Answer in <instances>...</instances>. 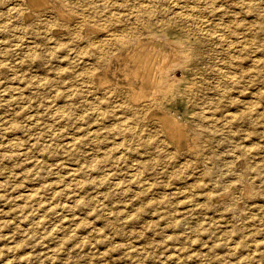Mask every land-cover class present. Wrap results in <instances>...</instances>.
<instances>
[{"label":"rangeland","instance_id":"rangeland-1","mask_svg":"<svg viewBox=\"0 0 264 264\" xmlns=\"http://www.w3.org/2000/svg\"><path fill=\"white\" fill-rule=\"evenodd\" d=\"M137 1L50 0L33 7L30 0H0V264H264V0ZM151 39L177 62L158 74L157 88L138 103L134 92L140 83L131 77L126 52ZM166 118L172 125H164ZM126 119L132 120L128 126ZM173 123L182 126V134L173 133Z\"/></svg>","mask_w":264,"mask_h":264},{"label":"bare ground","instance_id":"bare-ground-1","mask_svg":"<svg viewBox=\"0 0 264 264\" xmlns=\"http://www.w3.org/2000/svg\"><path fill=\"white\" fill-rule=\"evenodd\" d=\"M63 1V0H62ZM129 1H131V0H129ZM141 1V0H140ZM140 1H137V3L139 2L140 3ZM148 1H150V0H148ZM155 1V0H154ZM153 1V2H154ZM166 1V0H165ZM168 1V0H167ZM180 1H182V0H180ZM186 1V0H185ZM196 1V0H195ZM202 1H204V0H202ZM215 1V0H214ZM217 1V0H216ZM215 1V2H216ZM223 1H225V0H223ZM228 1V0H227ZM226 1V2H227ZM235 1V0H234ZM245 1V0H244ZM256 1V0H255ZM30 2L32 3V5H33V7L35 6V7H38V6H41V5H44V4H51V2H50V0H30ZM59 2V1H58ZM61 2V1H60ZM100 2V1H99ZM145 2H147V1H145ZM159 2V1H158ZM160 2H161V0H160ZM164 2V1H163ZM173 2V1H172ZM171 2V3H172ZM176 2H177V0H176ZM187 2V1H186ZM214 2V3H215ZM130 3V2H129ZM162 3V2H161ZM167 3V2H166ZM166 3H164V4H166ZM169 3V2H168ZM182 3V2H181ZM192 3H194V2H192ZM200 3V2H199ZM202 3V2H201ZM207 3V2H206ZM211 3V2H210ZM218 3H220V2H218ZM228 3V2H227ZM244 3H249V2H244ZM59 4V3H58ZM64 4V3H63ZM144 4H146V3H144ZM151 4V3H150ZM156 4V3H155ZM163 4V5H164ZM175 4V3H174ZM187 4V3H186ZM185 4V5H186ZM217 4V3H216ZM215 4V5H216ZM243 4V3H242ZM254 4V3H253ZM61 5V4H60ZM66 5V4H65ZM134 5V4H133ZM138 5V4H137ZM142 5V4H141ZM149 4H147V6H148ZM153 5V4H152ZM157 5V4H156ZM155 5V6H156ZM167 5V4H166ZM169 5V4H168ZM192 5V4H191ZM202 5H204V4H202ZM202 5H200L201 7H203ZM227 5V4H226ZM239 5H241V4H239ZM249 4H247V6H248ZM252 5V4H251ZM251 5H250V9H251ZM53 6V5H52ZM67 6V5H66ZM147 6H145V7H147ZM161 6V5H160ZM184 6V5H183ZM189 6V5H188ZM194 6V5H193ZM197 6V5H196ZM195 6V7H196ZM199 6V5H198ZM199 6V7H200ZM209 6V5H208ZM207 6V7H208ZM225 6V5H224ZM246 6V5H245ZM254 6V5H253ZM262 6H263V4H262ZM31 7V6H30ZM32 7V8H33ZM58 7H59V5H58ZM62 8L63 7H65L64 5L63 6H61ZM142 7H144V6H142ZM144 7V8H145ZM148 7H150V6H148ZM157 7H158V5H157ZM167 7V6H166ZM166 7H165V9H166ZM169 7H171V6H169ZM176 7V6H175ZM174 7V8H175ZM192 7V6H191ZM199 7H198V9H199ZM206 7V6H205ZM213 7V6H212ZM241 7H243V5L241 6ZM241 7H239L238 6V8H241ZM249 7V6H248ZM25 8H27V7H25ZM41 8V7H40ZM72 8V7H71ZM164 7H162V9H163ZM168 8V7H167ZM184 8H186V7H184ZM194 8V7H193ZM247 8V7H246ZM58 9V8H57ZM154 9H155V7H154ZM159 9H160V7H159ZM195 9H197V8H195ZM200 9H202V8H200ZM208 9V8H207ZM216 9H217V7H216ZM222 9V8H221ZM229 9H230V7H229ZM233 9V8H232ZM243 9H244V7H243ZM242 9V10H243ZM249 9V8H248ZM250 9L248 10V11H250ZM254 9H256V7L254 6V8L252 9V10H254ZM260 9V8H259ZM259 9H257V10H259ZM16 10V9H15ZM35 10V9H34ZM72 10H74V9H71V12H72ZM138 10V9H137ZM141 10V9H140ZM148 10V9H147ZM146 10V11H147ZM150 10H153V9H150ZM157 10H158V8H157ZM156 10V11H157ZM168 10H171L170 8L168 9ZM173 10V9H172ZM186 10V9H185ZM189 10V9H188ZM192 10V9H191ZM203 10V9H202ZM205 11H206V9H204ZM209 10V9H208ZM207 10V11H208ZM218 10V9H217ZM216 10V11H217ZM224 10V9H223ZM239 10H241V9H239ZM74 11H76V10H74ZM139 11V10H138ZM158 11H160V10H158ZM161 11H164V10H161ZM160 11V12H161ZM166 11V10H165ZM164 11V12H165ZM175 11H177V9L175 10ZM183 11V10H182ZM182 11H181V13H182ZM193 11V10H192ZM192 11H190V13L192 12ZM195 11V10H194ZM70 12V11H69ZM151 12V11H150ZM178 12V11H177ZM198 12V10L196 11V13ZM203 12V11H202ZM234 12V11H233ZM232 12V13H233ZM238 12V11H237ZM243 12V11H242ZM241 12V13H242ZM65 13V12H64ZM67 13V12H66ZM76 13V12H75ZM155 13V12H154ZM166 13H168V12H166ZM171 13V12H170ZM173 13H175V12H173ZM180 13V12H179ZM180 13V14H181ZM189 13V14H190ZM215 13V12H214ZM213 13V14H214ZM219 14H220V12H218ZM230 13V12H229ZM254 12H252V14H253ZM49 14V13H48ZM59 14L61 15V16H63V13L62 12H60L59 11ZM73 14V13H72ZM79 14V13H78ZM176 14V13H175ZM180 14H178V15H180ZM183 14V13H182ZM192 14H193V12H192ZM198 14V13H197ZM202 14V13H201ZM259 14V13H258ZM25 15V14H24ZM82 15V14H81ZM109 15V14H108ZM107 15V16H108ZM112 16L114 15V14H111ZM206 15H207V13H206ZM211 15V14H210ZM210 15H209V17H210ZM218 15V14H217ZM241 15V14H240ZM260 15V14H259ZM29 16V15H28ZM44 16H46V13H45V15ZM48 17H49V15H47ZM52 16V15H51ZM69 16H71V13H70V15ZM85 16V15H84ZM91 16V15H90ZM89 16V17H90ZM106 16V15H105ZM104 16V17H105ZM106 16V17H107ZM110 16V15H109ZM115 16V15H114ZM121 16V15H120ZM172 17L174 16V15H171ZM175 16H177V15H175ZM185 16H187V15H185ZM184 16V17H185ZM190 16V15H189ZM198 16V15H197ZM215 16H216V14H215ZM228 16V15H227ZM235 16V15H234ZM244 16H246L245 14H244ZM250 16H251V14H250ZM249 16V17H250ZM41 17V16H40ZM55 17V16H54ZM74 17H76V16H74L73 15V18ZM86 17V16H85ZM179 17H181V16H178V18ZM211 17H213V19L215 18L214 16H211ZM217 17H219V16H217ZM238 17V16H237ZM236 17V18H237ZM27 18V17H26ZM47 18V17H46ZM51 18V17H50ZM70 17H68V19H69ZM78 18H80V17H78ZM82 18V17H81ZM80 18V19H81ZM88 18V17H87ZM113 18V17H112ZM177 18V17H176ZM187 18L189 19V17L187 16ZM195 18V17H194ZM200 18V17H199ZM241 18V17H240ZM248 18V17H247ZM250 18H252V17H250ZM249 18V19H250ZM260 18H262V17H260ZM29 19V18H28ZM48 19V18H47ZM54 19V18H53ZM72 19V18H71ZM84 19V18H83ZM105 19V18H104ZM114 19V18H113ZM113 19H112V21H113ZM118 19V18H117ZM192 19V18H191ZM190 19V20H191ZM197 19V18H196ZM204 19V18H203ZM211 19V18H210ZM219 19V18H218ZM233 19V18H232ZM242 19V18H241ZM246 19V18H245ZM21 20V19H20ZM41 20H42V18H41ZM77 20V19H76ZM82 20V19H81ZM107 19H105V21H106ZM115 20H116V16H115ZM178 20V19H177ZM180 21H183V19L181 20V19H179ZM185 20V19H184ZM199 20V19H198ZM216 20V19H215ZM214 20V21H215ZM248 20V19H247ZM262 20V19H261ZM35 21V20H34ZM44 20H42L41 22H43ZM46 21V20H45ZM44 21V22H45ZM80 21V20H79ZM89 21V20H88ZM110 21H111V19H110ZM186 21V20H185ZM194 21V20H193ZM193 21L191 22V23H193ZM201 21H203V20H201ZM200 21V22H201ZM209 21V20H208ZM252 21H253V19H252ZM28 22V21H27ZM30 22V21H29ZM36 22V21H35ZM34 22V23H35ZM38 22V21H37ZM69 22V21H68ZM77 22V21H76ZM96 22H97V20H96ZM204 22V21H203ZM207 22V21H206ZM222 22H224L223 20H222ZM23 23V22H22ZM47 23V22H46ZM64 24H65V22H63ZM86 23V22H85ZM185 23V22H184ZM197 23V22H196ZM202 23V22H201ZM212 23H213V21H212ZM231 23V22H230ZM41 24V23H40ZM58 24H59V22H58ZM75 24H77L78 25V23H75ZM74 24V25H75ZM105 24V23H104ZM199 24V23H198ZM254 24V23H253ZM25 25V24H24ZM28 25H29V23H28ZM27 25V26H28ZM35 25H37V24H35ZM38 25H39V23H38ZM42 25H44V24H42ZM46 25V24H45ZM48 25V24H47ZM50 25V24H49ZM60 25H61V23H60ZM66 25V24H65ZM68 25V24H67ZM66 25V26H67ZM101 25V24H100ZM185 25H187V24H185ZM204 25V24H203ZM210 25V24H209ZM216 25V24H215ZM252 25V24H251ZM257 25H259V24H257ZM27 26H26V28H27ZM31 26V25H30ZM106 25H104V27H105ZM189 26V28H190V25H188ZM193 26V25H192ZM192 26H191V28H192ZM194 26H196V25H194ZM213 26H214V23H213ZM217 26V25H216ZM221 26V25H220ZM238 26V25H237ZM255 26H256V22H255ZM43 28H44V26H42ZM48 27V26H47ZM46 27V28H47ZM53 27V26H52ZM62 27V26H61ZM74 27H77V26H74ZM100 28H98V29H100V30H102V27L101 26H99ZM107 27V26H106ZM202 27V26H201ZM204 27H206V25L204 26ZM209 27V26H208ZM207 27V28H208ZM258 27V26H257ZM49 28H51V27H49ZM66 28V27H65ZM64 28V29H65ZM69 28H71V27H69ZM79 28V27H78ZM77 28V29H78ZM92 28V27H91ZM94 28H97V27H94ZM197 28V27H196ZM198 28H199V26H198ZM198 28H197V30L196 31H198ZM215 28V27H214ZM221 28V27H220ZM220 28H217L216 27V29H218V31H219V29ZM223 28V27H222ZM242 28H244V27H242ZM248 28V27H247ZM253 28V27H252ZM84 29H86L85 27H84ZM93 29V28H92ZM91 29V30H92ZM106 29V28H105ZM107 29L109 30L110 28H108L107 27ZM211 29V28H210ZM246 29V28H245ZM66 30V29H65ZM71 30V29H70ZM73 30V29H72ZM75 30V29H74ZM97 30V29H96ZM103 30H104V28H103ZM201 29H199V31H200ZM205 29L203 28V31H204ZM207 30V29H206ZM226 30V29H225ZM225 30H223V31H225ZM230 30V29H229ZM241 30V27H240V29H239V31ZM249 30V29H248ZM254 30V29H253ZM55 31V30H54ZM58 31V30H57ZM66 31H69V30H66ZM80 31V30H79ZM78 30L76 31V32H79ZM107 31V30H106ZM111 31V30H110ZM193 31V30H192ZM208 31V30H207ZM214 31V30H213ZM227 31V30H226ZM231 31H232V29H231ZM228 32V33H232V32ZM247 31V30H246ZM73 32V31H72ZM75 32V33H76ZM90 32V31H89ZM99 32V31H98ZM105 32V31H104ZM108 32V31H107ZM112 32H114V31H112ZM194 32V31H193ZM220 32V31H219ZM74 33V32H73ZM93 33V32H92ZM96 33H97V31H96ZM196 33V32H195ZM204 34L206 33L207 34V32H203ZM208 33H209V31H208ZM224 33V32H223ZM248 33H250V32H247V34ZM252 33V32H251ZM68 34H69V37H70V32H68ZM82 34V33H81ZM85 34V33H84ZM101 34V33H100ZM107 34H109L110 35V33H107ZM117 34V33H116ZM210 34H211V32H210ZM215 34H216V32H215ZM219 34V33H218ZM217 34V35H218ZM235 34V33H234ZM236 34H237V31H236ZM46 35V34H45ZM48 35V34H47ZM67 35V34H66ZM193 35H194V33H193ZM200 35V34H199ZM209 35V34H208ZM216 35V36H217ZM221 35V34H220ZM245 35V37H246V34H244ZM243 35V36H244ZM251 35V34H250ZM49 36V35H48ZM75 36V35H74ZM73 36V37H74ZM81 36V35H80ZM91 36V35H90ZM94 37H96V35H93ZM92 36V37H93ZM102 36H103V34H102ZM119 36V35H118ZM121 36H122V34H121ZM128 36V35H127ZM188 36V35H187ZM201 36V35H200ZM210 36V35H209ZM212 36V35H211ZM219 36V35H218ZM223 36V35H222ZM227 36V34L224 36V37H226ZM238 36V35H237ZM237 36H235V37H237ZM54 37V36H53ZM52 37V38H53ZM65 37V36H64ZM76 37V36H75ZM89 37V36H88ZM87 37V38H88ZM91 37V38H92ZM94 37H93V39H94ZM98 37V36H97ZM112 37V36H111ZM120 37V36H119ZM251 37V36H250ZM47 38H51L50 36L49 37H47ZM54 38H59V37H54ZM53 38V39H54ZM68 38V37H67ZM82 38H83V36H82ZM81 38V39H82ZM90 38V37H89ZM88 38V39H89ZM107 38V37H106ZM188 38V37H187ZM203 38H204V35H203ZM203 38H202V41H203ZM206 38V37H205ZM214 38V37H213ZM212 38V39H213ZM216 38V37H215ZM239 38V37H238ZM242 38V37H241ZM252 38V37H251ZM87 39V40H88ZM93 39H92V41H93ZM97 39V38H96ZM103 39V38H102ZM117 39V38H116ZM125 39H127V38H125ZM132 39V38H131ZM226 39H228L227 37H226ZM243 39V38H242ZM242 39H239L240 41L242 40ZM247 39H249V36H248V38H246V41H247ZM255 39V38H254ZM51 40V39H50ZM83 40V39H82ZM111 40V42H112V39H110ZM213 40H215V39H213ZM217 40V39H216ZM215 40V41H216ZM218 40H219V38H218ZM222 40H224V39H222ZM230 40V39H229ZM54 41H56V40H54ZM70 41V40H69ZM89 41H91L90 39H89ZM88 41V42H89ZM107 41H109V40H107ZM106 41V42H107ZM129 41H130V39H129ZM135 41V40H134ZM210 41H211V39H210ZM233 41V40H232ZM232 41H230L231 43H233ZM81 42V41H80ZM96 42H97V40H96ZM99 42H100V40H99ZM103 42V41H102ZM130 42H132V41H130ZM130 42H128V43H130ZM137 42V41H136ZM204 42V41H203ZM214 42V41H213ZM223 42V41H222ZM225 42V41H224ZM54 43V42H53ZM57 43L59 44L60 42H58V40H57ZM67 43V42H66ZM86 43H87V41H86ZM93 43H95V42H93ZM98 43V42H97ZM126 43H127V40H126ZM212 43V42H211ZM238 43V42H237ZM244 43H247V42H244ZM91 44V43H90ZM107 44H108V42H107ZM114 44H115V42H114ZM114 44H113V46H114ZM214 44H215V42H214ZM222 44V43H221ZM226 44V43H225ZM86 45V44H85ZM92 45V44H91ZM98 45H100L99 43H98ZM97 45V46H98ZM104 45V44H103ZM122 45V44H121ZM218 45H220V44H218ZM227 45H229V42H228V44ZM226 45V46H227ZM235 46L237 45V44H234ZM233 45V46H234ZM238 45H240L239 43H238ZM245 45H247V44H245ZM249 45V44H248ZM255 45V44H254ZM34 46V45H33ZM32 46V47H33ZM54 46H55V44H54ZM68 46V45H67ZM69 46H70V44H69ZM68 46V47H69ZM93 46V48H90V49H94L95 47H94V45H92ZM110 46V45H109ZM112 46V45H111ZM110 46V47H111ZM131 46V45H130ZM191 46V45H190ZM220 46H222V45H220ZM244 45H240V47H243ZM253 46V45H252ZM256 46V45H255ZM30 47V46H29ZM56 47V46H55ZM89 47H91V46H89ZM88 47V48H89ZM101 47V46H100ZM126 47V46H125ZM124 47V48H125ZM195 47V46H194ZM215 47V46H214ZM240 47H238L239 49H240ZM249 47V46H248ZM254 47V46H253ZM28 48V47H27ZM31 48V47H30ZM34 48V47H33ZM36 48V47H35ZM70 48H71V46H70ZM87 48V47H86ZM104 48V47H103ZM106 48V47H105ZM115 48V47H114ZM121 48H122V46H121ZM124 48H122V49H124ZM188 48H190V47H188ZM222 48V47H221ZM229 48H231V46L229 47ZM246 48V47H245ZM244 48V49H245ZM67 49V48H66ZM89 49V50H90ZM98 48H96L95 50H97ZM109 49V48H108ZM224 49V48H223ZM226 49V48H225ZM227 49H228V47H227ZM242 49V48H241ZM26 50V49H25ZM31 50V49H30ZM88 50V51H89ZM95 50H93V51H95ZM105 51H106V49H104ZM120 50V49H119ZM193 50V49H192ZM222 50V49H221ZM230 50H232V48L230 49ZM233 50H234V48H233ZM251 50V49H250ZM101 51V50H100ZM109 51V50H108ZM111 51V50H110ZM117 51H118V48H117ZM117 51H115V52H117ZM187 51H189V50H187ZM191 51V50H190ZM194 51V50H193ZM192 51V52H193ZM225 51V50H224ZM246 51H249V49H247V50H245L244 52H246ZM263 51V50H262ZM76 52H77V50H76ZM91 52V51H90ZM104 52V51H103ZM114 52V51H113ZM113 52L112 53H110V54H113ZM121 52V51H120ZM191 52V53H192ZM259 51H257V53H258ZM95 53V52H94ZM93 53V54H94ZM99 53V52H98ZM195 53V52H194ZM229 53V52H228ZM248 53V52H247ZM260 53V52H259ZM92 54V53H91ZM102 53H99V55H101ZM104 54H106V52L104 53ZM104 54H102V55H104ZM108 54H109V52H108ZM116 54V53H115ZM114 54V55H115ZM260 54H262V53H260ZM76 55V54H75ZM74 55V56H75ZM97 55V54H96ZM99 55H97V58H98V56ZM202 55V54H201ZM224 55V54H223ZM228 55V54H227ZM231 55V54H230ZM257 55V54H256ZM73 56V57H74ZM77 56V55H76ZM79 56V55H78ZM77 56V57H78ZM91 56V55H90ZM203 56V55H202ZM264 56V55H263ZM101 57V59H102V57H104V56H100ZM223 57H226V56H223ZM72 58V57H71ZM95 58H96V56H95ZM95 58H94V61H95ZM105 58H106V55H105ZM230 58L232 59L233 58V56L231 57L230 56ZM239 58H241V57H239ZM239 58L237 59V61L239 60ZM73 59H75V57L73 58ZM109 59V58H108ZM120 59V58H119ZM174 59H175V57H174V55H172V54H170V53H168L164 48H163V46L159 43V42H157V41H155V40H147V41H144V40H140V41H138L137 43H136V45H134L133 46V48L132 49H130V50H128L127 52H126V61H128L127 63H128V67H129V72H130V74L132 75L131 77H133L135 80H138L139 81V90H137V91H135L134 92V100L135 101H139V100H141V99H143V98H145V97H147L148 96V94L149 93H151V92H153L157 87H156V85L160 82V80H158V79H160L159 77H158V74L161 72V73H165V72H168L170 69H172V67L174 66V62H177V61H174ZM227 59V58H226ZM234 59V58H233ZM100 60V59H99ZM107 60V58L105 59V61ZM110 60V59H109ZM122 60V59H121ZM224 60V59H223ZM228 60V59H227ZM226 60V61H227ZM258 60V59H257ZM77 61V60H76ZM92 61V60H91ZM101 61H103V59L101 60ZM108 61V60H107ZM106 61V62H107ZM123 61V60H122ZM222 61V60H221ZM230 61V60H229ZM229 61H228V63H229ZM96 62V61H95ZM99 63H100V61H98ZM118 62V61H117ZM189 62V61H188ZM247 62H248V60H247ZM256 62V61H255ZM74 63H75V61H74ZM76 63H78V62H76ZM91 63H93V62H90V64ZM103 63V62H102ZM110 63V62H109ZM217 63V62H216ZM250 63V62H249ZM254 63V62H253ZM253 63H251V64H253ZM84 64V63H83ZM94 64V63H93ZM96 64V63H95ZM98 64V63H97ZM104 64V63H103ZM102 64V67H104L105 65H103ZM106 64V63H105ZM177 64V63H176ZM221 64V63H220ZM232 64H233V62H232ZM244 64V63H243ZM246 64V63H245ZM250 64V65H251ZM257 64V63H256ZM78 65V64H77ZM86 65V64H85ZM99 65H101V64H99ZM99 65H97L96 67H98ZM226 65V64H225ZM228 65V64H227ZM230 65V64H229ZM228 65V66H229ZM88 66V65H87ZM91 66V65H90ZM222 66V65H221ZM252 66V65H251ZM83 67H85V66H83ZM92 67H94V66H92ZM220 67V66H219ZM230 67V66H229ZM249 67V66H248ZM99 68H101V67H99ZM223 68V67H222ZM243 68V67H242ZM250 68V67H249ZM253 68V67H252ZM79 69H80V67H79ZM90 69V68H89ZM102 69V68H101ZM115 69V68H114ZM123 69V68H122ZM238 69V68H237ZM82 70V69H81ZM96 70H97V68H96ZM95 70V71H96ZM227 70V69H226ZM228 70H230V69H228ZM232 70V69H231ZM239 70V69H238ZM124 71V70H123ZM173 71H174V69H173ZM248 71H250V70H248ZM90 72V71H89ZM92 72V71H91ZM175 72V71H174ZM220 72V71H219ZM218 72V73H219ZM224 72L226 73V71L224 70ZM227 72H229L230 73V71H227ZM234 72H236V71H234ZM73 73V75L74 74H76V73H74V72H72ZM72 73L70 74V75H72ZM208 73V72H207ZM210 73V72H209ZM77 74H79L78 72H77ZM87 73L85 72V74H82V75H86ZM93 74V73H92ZM96 74V73H95ZM94 74V75H95ZM120 74V73H119ZM124 74V73H123ZM130 74H128L129 76H130ZM91 75V74H90ZM89 75V76H90ZM174 75V74H173ZM214 75V74H213ZM220 75V74H219ZM222 75V74H221ZM223 75H224V73H223ZM251 75V74H250ZM92 76V75H91ZM125 76L127 77V74H125ZM178 76V75H177ZM203 76V75H202ZM204 76H206V75H204ZM216 76V75H215ZM226 76V75H225ZM68 76H66V78H67ZM73 77V76H72ZM76 77V79L78 80V76H75ZM104 77V76H103ZM175 77V76H174ZM199 77V76H198ZM209 77V76H208ZM213 77V76H212ZM222 77V76H221ZM230 77H231V75H230ZM235 77V76H234ZM251 77V76H250ZM63 78V77H62ZM69 78H70V76H69ZM69 78H67L66 80H69ZM95 78V77H94ZM176 78V77H175ZM222 78H224V77H222ZM229 78V77H228ZM74 79V78H73ZM76 79H75V81H76ZM88 79V78H87ZM96 79V78H95ZM208 79V78H207ZM206 79V80H207ZM214 79H215V77H214ZM62 80V79H61ZM63 80H65V79H63ZM62 80V81H63ZM82 80V79H81ZM89 80V79H88ZM88 80H87V82H88ZM90 80H92V79H90ZM126 80V79H125ZM175 81H177L176 79H174ZM195 80V79H194ZM225 80V79H224ZM72 81V80H71ZM83 81V80H82ZM98 81V80H97ZM162 81V80H161ZM170 81V80H169ZM172 81V80H171ZM209 81V80H208ZM70 82V81H69ZM76 82H78L79 83V81H76ZM75 82V83H76ZM220 82H221V80H220ZM68 83V82H67ZM77 83V84H78ZM81 83V82H80ZM93 83H96V81L95 82H93ZM125 83H126V81H125ZM128 83H129V81H128ZM169 83V82H168ZM172 83V82H171ZM229 83V82H228ZM237 83H238V81H237ZM236 83V84H237ZM242 83V82H241ZM246 83V82H245ZM249 83V82H248ZM108 84V83H107ZM127 84V83H126ZM231 84V83H230ZM67 85V84H66ZM90 85V84H89ZM95 85V84H94ZM101 85V84H100ZM168 85V84H167ZM193 85V84H192ZM220 85V84H219ZM72 86V85H71ZM98 86H99V84H98ZM105 86V85H104ZM122 86V85H121ZM126 86V85H125ZM188 86V85H187ZM191 86V85H190ZM194 86V85H193ZM234 86H236V85H233L232 86V88L234 87ZM240 86V85H239ZM243 86V85H242ZM252 86V85H251ZM250 86V87H251ZM170 87V86H169ZM227 87V86H226ZM254 87V86H253ZM18 88V87H17ZM68 88V87H67ZM71 88V87H70ZM88 88V87H87ZM101 88V87H100ZM173 88V87H172ZM206 88V87H205ZM235 88H237V87H235ZM234 88V89H235ZM11 89V88H10ZM19 89V88H18ZM21 89V88H20ZM66 89V88H65ZM83 89V88H82ZM97 89V88H96ZM109 89V88H108ZM121 89V88H120ZM127 89V88H126ZM132 89H134V88H132ZM203 88H201L200 90H202ZM217 89V88H216ZM222 89V88H221ZM250 89V88H249ZM258 89V88H257ZM207 90V89H206ZM218 90V89H217ZM4 91V90H3ZM17 91V90H16ZM64 91V90H63ZM66 91V90H65ZM70 91V90H69ZM71 91H72V89H71ZM103 91V90H102ZM118 91V90H117ZM117 91H116V93H117ZM124 91H126V90H124ZM131 91V90H130ZM192 91V90H191ZM211 91V90H210ZM223 91V90H222ZM221 91V92H222ZM253 91V90H252ZM19 92H22V91H19ZM92 92V91H91ZM91 92H89V93H91ZM107 92H108V90H107ZM115 92V91H114ZM119 92V91H118ZM193 92V91H192ZM218 92V91H217ZM256 92V91H255ZM14 93V92H13ZM72 93V92H71ZM86 93V92H85ZM89 93H87V94H89ZM104 93H106V92H104ZM116 93H115V95H116ZM127 93V92H126ZM200 93V92H199ZM202 93V92H201ZM225 93V92H224ZM6 94V93H5ZM9 94V93H8ZM66 94H67V92H66ZM92 94V93H91ZM121 94V93H120ZM129 94V93H128ZM164 94V93H163ZM217 94V93H216ZM230 94V93H229ZM228 94V95H229ZM236 94V93H235ZM240 94V93H239ZM248 94V93H247ZM257 94V93H256ZM20 95V94H19ZM85 95V94H84ZM95 95V94H94ZM101 95V94H100ZM104 95V94H103ZM103 95H101V96H103ZM123 95V94H122ZM172 95V94H171ZM196 95V94H195ZM198 95V94H197ZM207 95H208V93H207ZM258 95V94H257ZM17 96V95H16ZM65 96V95H64ZM83 96V95H82ZM121 96V95H120ZM125 96V95H124ZM124 96H122V97H124ZM170 96V95H169ZM215 96V95H214ZM216 96H218V95H216ZM226 96V95H225ZM229 96H231V95H229ZM235 96V95H234ZM233 96V97H234ZM253 96V95H252ZM12 97H13V95H12ZM93 97V96H92ZM92 97H89V99L90 98H92ZM107 97V96H106ZM116 97H117V95H116ZM116 97H114L113 95H112V98H116ZM175 97V96H174ZM188 97V96H187ZM205 97V96H204ZM213 97V96H212ZM212 97H210V98H212ZM56 98V97H55ZM58 98V97H57ZM56 98V100L58 101V99ZM69 98V97H68ZM87 98V97H86ZM95 98V97H94ZM99 98V97H98ZM111 98V97H110ZM200 98V97H199ZM209 98V99H210ZM235 98V97H234ZM71 99V98H70ZM80 99H82V98H80ZM105 99H107V98H105ZM120 99H122V98H120ZM120 99H118V100H120ZM126 99V98H125ZM202 99V98H201ZM226 99V98H225ZM244 99H246V98H244ZM251 99V98H250ZM253 100H254V98H252ZM75 100V99H74ZM73 100V101H74ZM84 100H86V99H84ZM88 100V99H87ZM97 100H99V99H97ZM108 100V99H107ZM112 100V99H111ZM116 100V99H115ZM208 100V99H207ZM206 100V101H207ZM211 100V99H210ZM216 100V99H215ZM227 100V99H226ZM233 100V99H232ZM249 100V99H248ZM65 101V100H64ZM69 101V100H68ZM76 101V100H75ZM74 101V102H75ZM91 101V100H90ZM122 101V100H121ZM125 101V100H124ZM158 101V100H157ZM160 101H161V98H160ZM198 101H200V100H198ZM257 100H255V102H256ZM49 102V101H48ZM52 102V101H51ZM56 102V101H55ZM113 102V101H112ZM116 102V101H115ZM120 102V101H119ZM128 102V101H127ZM202 102V101H201ZM213 102H214V100H213ZM230 102V101H229ZM228 102V103H229ZM233 102V101H232ZM253 101H251V103H252ZM53 103V102H52ZM51 103V104H52ZM58 103V102H57ZM69 103V102H68ZM81 103V102H80ZM88 103V102H87ZM87 103H86V105H87ZM91 104H96V103H93L92 101L90 102ZM89 103V104H90ZM98 103H100V102H98ZM110 103H111V101H110ZM110 103H109V105H110ZM125 103V102H124ZM139 103V102H138ZM162 103H163V101H162ZM165 103V102H164ZM246 103V102H245ZM254 103V102H253ZM252 103V104H253ZM258 103V102H257ZM256 103V104H257ZM55 104V103H54ZM90 104V105H91ZM103 104V103H102ZM111 104H113V103H111ZM122 104H123V102H122ZM155 104V103H154ZM167 104V103H166ZM199 104V103H198ZM202 104V103H201ZM210 104V103H209ZM214 104V103H213ZM226 104V103H225ZM255 104V105H256ZM80 105V104H79ZM82 105V104H81ZM104 105H106V104H104ZM108 105V104H107ZM200 105V104H199ZM52 106H53V104H52ZM83 106V105H82ZM92 106V105H91ZM97 106V105H96ZM111 106V105H110ZM113 106V105H112ZM118 106V105H117ZM145 106V105H144ZM157 106H158V104H157ZM162 106V105H161ZM212 106V105H211ZM216 106V105H215ZM248 106V105H247ZM251 106V105H250ZM253 106V105H252ZM251 106V107H252ZM59 107H60V105H59ZM104 107V106H103ZM116 107V106H115ZM120 107V106H119ZM138 107V106H137ZM153 107V106H152ZM260 107V106H259ZM91 108V107H90ZM97 108H98V106H97ZM154 108V107H153ZM205 108V107H204ZM209 109H210V107H208ZM211 108H213V107H211ZM225 108H227V107H225ZM234 108V107H233ZM263 108V107H262ZM261 108V109H262ZM107 109V108H106ZM110 109H111V107H110ZM113 109H114V107H113ZM116 109V108H115ZM125 109H126V107H125ZM129 109V108H128ZM141 109V108H140ZM143 109H145V108H143ZM255 109V108H254ZM60 110V109H59ZM98 110V109H97ZM121 110V109H120ZM120 110H117V111H119L120 112ZM131 110H132V108H131ZM202 110V109H201ZM237 110V109H236ZM238 110H239V108H238ZM86 111V110H85ZM88 111V110H87ZM100 111V110H99ZM112 111V110H111ZM127 111V110H126ZM150 111V110H149ZM158 111V110H157ZM226 111V110H225ZM246 111H248V110H246ZM262 111V110H261ZM106 112V111H105ZM113 112V111H112ZM125 112V111H124ZM142 112V111H141ZM146 112V111H145ZM202 112V111H201ZM210 112V111H209ZM233 112V111H232ZM116 113V112H115ZM114 113V114H115ZM123 113V112H122ZM131 113L133 114L134 112H133V110L131 111ZM147 113V112H146ZM203 113V112H202ZM214 113V112H213ZM220 113H221V111H220ZM237 113V112H236ZM239 113V112H238ZM258 113V112H257ZM62 114V113H61ZM60 114V115H61ZM91 114V113H90ZM110 114V113H109ZM119 114V113H118ZM130 114V113H129ZM195 114H196V112H195ZM211 114V113H210ZM225 114V113H224ZM224 114H223V116H224ZM228 114H230V113H228ZM234 114V113H233ZM254 114H255V111H254ZM253 114V115H254ZM35 115V114H34ZM59 115V116H60ZM102 115H104V114H102ZM108 115V114H107ZM117 115V114H116ZM121 115H124V114H121ZM120 115V116H121ZM127 115V114H126ZM205 115V114H204ZM207 115V114H206ZM205 115V117L207 118V116ZM214 115V114H213ZM247 115V114H246ZM62 116V115H61ZM66 116H67V114H66ZM96 116V115H95ZM111 116V115H110ZM118 116V115H117ZM120 116L119 117H116V118H119L120 119ZM127 116H129V115H127ZM157 116V115H156ZM155 116V117H156ZM211 116V115H210ZM242 116H244V115H242ZM248 116V115H247ZM256 116V115H255ZM130 118H131V116H129ZM201 117H203V116H201ZM213 117V116H212ZM217 117V116H216ZM60 118V117H59ZM114 118H115V115H114ZM133 118V117H132ZM131 118V119H132ZM137 118H140V117H138V115L136 116V120H137ZM232 118V117H231ZM64 119V118H63ZM110 119V118H109ZM121 119H122V117H121ZM125 119V118H124ZM157 119V118H156ZM167 119V118H166ZM212 119H214V118H212ZM225 119H226V117H225ZM230 119V118H229ZM33 120H35V119H33ZM106 120V119H105ZM130 120V119H129ZM209 120V119H208ZM36 121V120H35ZM107 121V120H106ZM115 121H116V119H115ZM121 121V120H120ZM132 120H130V121H128L127 122V119H126V122L128 123L127 124V126L129 125V123L131 122ZM159 121H160V119H159ZM216 121V120H215ZM13 122V121H12ZM98 122V121H97ZM100 122V121H99ZM110 122V121H109ZM112 122V121H111ZM117 122V121H116ZM125 122V123H126ZM162 122H164V125H165V122H174V121H172V120H163ZM209 122H211V121H209ZM227 122V121H226ZM33 123V122H32ZM35 123V122H34ZM118 124L120 123V122H117ZM122 123H123V121H122ZM134 123V122H133ZM137 123L139 124V122H138V120H137ZM181 123V122H180ZM215 122L213 121V124H214ZM250 123V122H249ZM8 124V123H7ZM12 124V123H11ZM144 124H145V122H144ZM152 124V123H151ZM175 124V127H174V129H173V133H176V132H174V130H176L177 131V133L178 134H182L183 133V128H182V126L180 125V124H177V123H173V125ZM233 124H234V122H233ZM248 124V123H247ZM256 124V123H255ZM136 125V124H135ZM140 125V124H139ZM163 125V126H164ZM170 125H172V123L170 124ZM183 125V124H182ZM209 125V124H208ZM34 126V125H33ZM121 127H122V125H120ZM126 126V127H127ZM140 126H142V125H140ZM146 126V125H145ZM151 126V125H150ZM206 126V125H205ZM215 126V125H214ZM220 126V125H219ZM228 126V125H227ZM136 127H138V126H136ZM149 127V126H148ZM184 127H185V125H184ZM230 127V126H229ZM123 128V127H122ZM140 128V127H139ZM146 128H147V126H146ZM146 128H144V129H146ZM150 128V127H149ZM155 128V127H154ZM164 128V127H163ZM216 128V127H215ZM219 128V127H218ZM234 128V127H233ZM125 129V128H124ZM128 129V128H127ZM132 129V128H131ZM138 129V128H137ZM142 129V128H141ZM151 129V128H150ZM155 129H157V128H155ZM154 129V130H155ZM159 129V128H158ZM168 129V128H167ZM214 129V128H213ZM231 129V128H230ZM129 130V129H128ZM168 130H170V129H168ZM217 130V129H216ZM220 130V129H219ZM130 131V130H129ZM144 131V130H143ZM155 131H157L158 132V130H155ZM206 131V130H205ZM218 131V130H217ZM91 132H93L92 130H91ZM127 132V131H126ZM136 132V131H135ZM138 132V131H137ZM147 132V129H146V131H145V133ZM149 132V131H148ZM147 132V133H148ZM211 132V131H210ZM94 133V132H93ZM128 134H129V132H127ZM152 133H154V132H152ZM95 134V133H94ZM93 134V135H94ZM138 134V133H137ZM142 134H144V133H142ZM142 134H141V136H142ZM213 134V133H212ZM136 135V134H135ZM147 135V134H146ZM149 135V134H148ZM154 135H156V134H154ZM158 135V134H157ZM152 135H150V137H151ZM175 136H177V135H175ZM220 136H222V135H220ZM130 137V136H129ZM132 137V136H131ZM130 137V138H131ZM193 137V136H192ZM195 137V136H194ZM193 137V138H194ZM197 137V136H196ZM204 137V136H203ZM202 137V138H203ZM134 138V137H133ZM146 138V137H145ZM187 138V137H186ZM190 138V137H189ZM224 138V137H223ZM129 139V138H128ZM127 139V140H128ZM135 139H137L136 137H135ZM158 139V138H157ZM164 139H166V138H164ZM76 141H77V139H75ZM126 140V139H125ZM126 140V141H127ZM69 142H72V141H70V140H68ZM144 141H145V139H144ZM148 141V140H147ZM160 141V140H159ZM178 141V140H177ZM195 141H196V138H195ZM199 141V140H198ZM131 142H134V141H131ZM138 142V141H137ZM156 142V141H155ZM154 142V143H155ZM167 142V141H166ZM128 143V142H127ZM130 143V142H129ZM160 143V142H159ZM159 143H157V144H159ZM168 143V142H167ZM188 143H189V141H188ZM201 143H204L203 142V140H202V142H200V144ZM239 143H240V141H239ZM245 143H247V142H245ZM73 144V143H72ZM132 144V143H131ZM131 144H128V145H131ZM157 144L156 145H154L155 146V149H156V146H157ZM162 144L163 143H161L160 145L162 146ZM165 144V143H164ZM181 144V143H180ZM179 143H178V145H180ZM205 144V143H204ZM127 145V146H128ZM152 145V144H151ZM159 145V146H160ZM169 145V144H168ZM207 145H209V144H207ZM69 146H70V144H69ZM75 146H77V145H75ZM138 146V145H137ZM165 146V145H164ZM194 146H195V144H194ZM211 146V145H210ZM245 146V145H244ZM66 147V146H65ZM153 147V146H152ZM151 147V148H152ZM199 147V146H198ZM67 148V147H66ZM160 148V147H159ZM166 148V147H165ZM197 148V147H196ZM204 148V147H203ZM202 148V149H203ZM168 149V148H167ZM172 149V148H171ZM194 149V148H193ZM201 149V148H200ZM211 149H212V147H211ZM245 149V148H244ZM250 149V148H249ZM122 150H123V148H122ZM121 150V151H122ZM165 150V149H164ZM169 150V149H168ZM231 150V149H230ZM155 151V150H154ZM158 151V150H157ZM159 151H161L160 149H159ZM158 151V152H159ZM170 151V150H169ZM173 151V150H172ZM198 151H199V149H198ZM247 151H249L248 149H247ZM129 152H130V150H129ZM162 152V151H161ZM174 152L176 153V149L174 150ZM226 152V151H225ZM128 153V152H127ZM175 153L172 155V156H174L175 155ZM186 153V152H185ZM197 153V152H196ZM202 153V152H201ZM123 154V153H122ZM121 154V155H122ZM169 154V153H168ZM210 153L208 152V154H206L207 156L209 155ZM124 155V154H123ZM122 155V156H123ZM126 155V154H125ZM185 155V154H184ZM189 155V154H188ZM192 155V154H191ZM205 155V156H206ZM229 155H230V153H229ZM233 155V154H232ZM232 155H231V157H232ZM165 156H166V153H165ZM168 156V155H167ZM200 156V155H199ZM203 156V155H202ZM204 156V157H205ZM206 156V157H207ZM214 156V155H213ZM233 156H235L236 157V155H233ZM121 156L119 155V158H120ZM126 157V156H125ZM169 157V156H168ZM167 157V158H168ZM175 157V156H174ZM194 157V156H193ZM238 158H239V156H237ZM236 157V158H237ZM241 157V156H240ZM127 158V157H126ZM192 158V157H191ZM228 158H229V156H228ZM132 159V158H131ZM136 159V158H135ZM169 159V158H168ZM183 159H185V158H183ZM182 159V160H183ZM186 159H188V158H186ZM227 159V158H226ZM235 159V158H234ZM119 161H121L120 159H118ZM130 160V159H129ZM169 160H172V159H169ZM181 160V161H182ZM201 160V159H200ZM208 160V159H207ZM176 161V160H175ZM178 162H179V160H177ZM180 161V162H181ZM188 161V160H187ZM187 161H185V162H187ZM193 161V160H192ZM196 161V160H195ZM198 161V160H197ZM203 161H205V160H203ZM240 161V160H239ZM60 162V161H59ZM131 162V161H130ZM170 162V161H169ZM174 162V161H173ZM189 162V161H188ZM226 162V161H225ZM125 163H126V161H125ZM136 163V162H135ZM134 163V164H135ZM177 163V162H176ZM184 163V162H183ZM205 163V162H204ZM234 163V162H233ZM63 164V163H62ZM116 164H118V163H116ZM120 164H121V162H120ZM120 164H119V166H120ZM138 164H139V162H138ZM178 164V163H177ZM192 164H194V162H192ZM201 164H203V163H201ZM238 164V163H237ZM79 165V164H78ZM130 165V164H129ZM174 165V164H173ZM184 165V164H183ZM182 165V166H183ZM186 165H187V163H186ZM200 165V164H199ZM209 165V164H208ZM234 165V164H233ZM62 166V165H61ZM75 166V165H74ZM80 166V165H79ZM116 166V165H115ZM125 167H126V165H124ZM123 166V168H125ZM136 166V165H135ZM185 166V165H184ZM118 167V166H117ZM129 167V166H128ZM130 167H134V166H131L130 165ZM129 167V168H130ZM208 167V166H207ZM119 168V167H118ZM128 168V169H129ZM165 168V167H164ZM194 168V167H193ZM53 169H54V167H53ZM59 169V168H58ZM61 169H63V168H61ZM74 169H76L75 167H74ZM79 169V168H78ZM82 169V168H81ZM81 169H80V171L79 172H81ZM125 169H127V168H125ZM127 169V170H128ZM171 169V168H170ZM179 169V168H178ZM198 169V168H197ZM203 169V168H202ZM240 169V168H239ZM77 170V169H76ZM130 170H131V168H130ZM137 170V169H136ZM141 170V169H140ZM177 170V169H176ZM194 170V169H193ZM207 170H208V168H207ZM57 171V170H56ZM71 171V170H70ZM117 171V170H116ZM139 171V170H138ZM161 171V170H160ZM171 171V170H170ZM175 171V170H174ZM180 171V170H179ZM179 171H177L178 173H179ZM77 172V171H76ZM168 172V171H167ZM173 172V171H172ZM202 172V171H201ZM71 173V172H70ZM130 173H131V171H130ZM137 173V172H136ZM178 173H176V174H178ZM72 174H73V172H72ZM77 174H79V173H77ZM77 174H76V176H77ZM129 174V173H128ZM139 174V173H138ZM143 174V173H142ZM141 174V175H142ZM161 174V173H160ZM159 174V175H160ZM175 174V175H176ZM180 174V173H179ZM74 175H75V172H74ZM73 175V176H74ZM130 175H134V174H130ZM144 175V174H143ZM142 175V176H143ZM147 175H149V174H147ZM195 175V174H194ZM197 175V174H196ZM203 175V174H202ZM138 176H140V175H138ZM137 176V177H138ZM146 176V175H145ZM158 176V175H157ZM156 176V177H157ZM162 176H163V173H162ZM200 176V175H199ZM80 177V176H79ZM126 177H127V173H126ZM129 177V176H128ZM134 177V176H133ZM153 177H154V175H153ZM198 177V176H197ZM201 177V176H200ZM74 178V177H73ZM130 178V177H129ZM132 178V177H131ZM148 178V177H147ZM152 178V177H151ZM150 177H149V179H151ZM159 178H161V177H159ZM158 178V179H159ZM175 178V177H174ZM181 179H183L182 177H180ZM202 178V177H201ZM75 179V178H74ZM73 179V180H74ZM136 179V178H135ZM144 178H142V180H143ZM164 179V178H163ZM178 179V178H177ZM68 180V179H67ZM73 180L71 179V181L73 182ZM76 180H77V178H76ZM131 180V179H130ZM153 180V179H152ZM151 180V181H152ZM155 180V179H154ZM219 180V179H218ZM66 181V180H65ZM134 181V180H133ZM136 181H139L138 179L136 180ZM147 181V180H146ZM150 181V182H151ZM232 181V180H231ZM230 181V182H231ZM71 182V183H72ZM143 183L145 182V181H142ZM220 182V181H219ZM65 183V182H64ZM68 183V182H67ZM67 183H65V186L67 185L68 186V184ZM80 183H82V182H80ZM119 183V182H118ZM122 183V182H121ZM155 183V182H154ZM185 183V182H184ZM187 183V182H186ZM78 184V183H77ZM151 184V183H150ZM169 184V183H168ZM167 184V185H168ZM181 184V183H180ZM227 184V183H226ZM235 184V183H234ZM74 185V184H73ZM72 185V186H73ZM128 185H130V184H128ZM147 185V184H146ZM219 185V184H218ZM241 185H244V184H241ZM166 186V185H165ZM164 186V187H165ZM170 186V185H169ZM183 186V185H182ZM191 186V185H190ZM233 186H235V185H233ZM63 187H64V184H63ZM69 187V186H68ZM71 187V186H70ZM187 187V189H188V185L186 186ZM236 187V186H235ZM252 187V186H251ZM123 188V187H122ZM150 188V187H149ZM184 188V187H183ZM190 188V187H189ZM219 187L217 186V189H218ZM222 188V187H221ZM227 188V186H225V189ZM241 188V187H240ZM246 188V187H245ZM70 191H71V188H68ZM75 189H76V187H75ZM163 189V188H162ZM172 189V188H171ZM181 189V188H180ZM186 189V190H187ZM207 189V188H206ZM209 189V188H208ZM214 189V188H213ZM220 189V188H219ZM225 189H223V190H225ZM237 189H238V187H237ZM252 189V188H251ZM66 190V189H65ZM64 190V191H65ZM154 189H152L151 188V191H153ZM161 190V189H160ZM184 190V189H183ZM32 191V190H31ZM69 191V192H70ZM149 191V190H148ZM212 191V190H211ZM215 191V190H214ZM233 191V190H232ZM235 191V190H234ZM237 191H239V190H237ZM242 191V190H241ZM253 191H254V188H253ZM68 192V191H67ZM68 192V193H69ZM150 192V191H149ZM156 192H157V189H156ZM159 192V191H158ZM165 191H163L162 193H164ZM178 192V191H177ZM176 192V193H177ZM181 192H183V191H181ZM180 192V193H181ZM213 192V191H212ZM211 192V193H212ZM216 192V191H215ZM28 193V192H27ZM26 193V194H27ZM67 193V194H68ZM152 193V192H151ZM155 193V192H154ZM166 193V192H165ZM179 193V192H178ZM177 193V194H178ZM185 193H186V191H185ZM189 193H191V192H189ZM230 193H231V191H230ZM239 193V192H238ZM25 194V193H24ZM73 194H74V192H73ZM161 194V193H160ZM183 193H181V195H182ZM228 194V193H227ZM232 194H234V193H232ZM237 194V193H236ZM235 194V195H236ZM253 194V196H254V193H252ZM28 195V194H27ZM63 195H64V193H63ZM72 195V194H71ZM152 195V194H151ZM156 195H158V194H156ZM162 196H163V194H161ZM166 195V194H165ZM178 195H180V194H178ZM181 195H180V197H181ZM184 196H185V194H183ZM190 195V194H189ZM208 195V194H207ZM218 195V194H217ZM251 195V194H250ZM250 195H249V197H250ZM24 196H26V195H24ZM35 196V195H34ZM75 196V195H74ZM161 196V197H162ZM209 196V195H208ZM239 196V195H238ZM237 196V197H238ZM242 196V195H241ZM23 197V196H22ZM166 197H167V195H166ZM174 197V196H173ZM186 197V196H185ZM184 197V198H185ZM211 197H213V196H210V198ZM215 197V196H214ZM234 197V196H233ZM25 198H27V197H25ZM33 198V197H32ZM169 198V197H168ZM188 198V197H187ZM236 198V197H235ZM253 198V197H252ZM28 199V198H27ZM35 199V198H34ZM175 199V198H174ZM177 199V198H176ZM180 199V198H179ZM228 199V198H227ZM233 199V198H232ZM163 200H164V198H163ZM169 200V199H168ZM178 200V199H177ZM211 200V199H210ZM215 200H216V198H215ZM230 200V199H229ZM238 200H240V198L238 199ZM255 200V199H254ZM162 201V200H161ZM160 201V202H161ZM249 201V200H248ZM233 202H234V200H233ZM236 202V201H235ZM240 203L242 202H244V201H242V200H240L239 201ZM238 202V203H239ZM167 203V202H166ZM189 203V202H188ZM232 203V202H231ZM251 203V202H250ZM61 204H62V202H61ZM165 203H163V204H161V205H164ZM228 204H229V202H228ZM235 204V203H234ZM69 205V204H68ZM179 205V204H178ZM222 205H224V204H222ZM165 206H167V205H165ZM232 206V205H231ZM60 207H62V206H60ZM63 207H65V206H63ZM72 208H73V206H71ZM156 207V206H155ZM162 207V206H161ZM160 207V208H161ZM180 207V206H179ZM182 207V206H181ZM187 207V206H186ZM191 207V206H190ZM67 208V207H66ZM166 208V207H165ZM252 208V207H251ZM62 209V208H61ZM69 209H70V207H69ZM162 209H164L163 207H162ZM181 209V208H180ZM185 209V208H184ZM183 209V210H184ZM165 210V209H164ZM169 210V209H168ZM192 210V209H191ZM163 211V210H162ZM165 211H167V210H165ZM171 211V210H170ZM160 212V211H159ZM158 212V213H159ZM172 212V211H171ZM176 212V211H175ZM180 212H181V210H180ZM186 212V211H185ZM155 213H157V212H155ZM157 213V214H158ZM166 213V212H165ZM168 213H170V212H168ZM182 213H184V212H182ZM181 213V214H182ZM160 214V213H159ZM179 213L177 212V214L176 215H178ZM185 214V213H184ZM183 214V215H184ZM164 215V214H163ZM170 215H172V214H170ZM186 215V214H185ZM155 217L157 216V215H154ZM165 216V215H164ZM178 216H180V215H178ZM161 217V216H160ZM167 217V216H166ZM176 217V216H175ZM155 219V218H154ZM163 219V218H162ZM166 219H168V218H165L164 219V221L166 220ZM159 220V219H158ZM168 220H173L172 218L171 219H168ZM179 220V219H178ZM164 221H162V222H164ZM167 221V220H166ZM165 221V222H166ZM239 245V244H238ZM232 248H234V247H232ZM238 249H239V247H237ZM235 249V248H234Z\"/></svg>","mask_w":264,"mask_h":264}]
</instances>
